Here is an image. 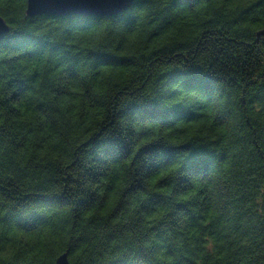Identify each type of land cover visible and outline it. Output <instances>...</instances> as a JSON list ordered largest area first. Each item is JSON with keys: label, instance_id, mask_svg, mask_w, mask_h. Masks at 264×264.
Masks as SVG:
<instances>
[{"label": "trees", "instance_id": "obj_1", "mask_svg": "<svg viewBox=\"0 0 264 264\" xmlns=\"http://www.w3.org/2000/svg\"><path fill=\"white\" fill-rule=\"evenodd\" d=\"M27 1L0 0V264H264V0Z\"/></svg>", "mask_w": 264, "mask_h": 264}, {"label": "water", "instance_id": "obj_2", "mask_svg": "<svg viewBox=\"0 0 264 264\" xmlns=\"http://www.w3.org/2000/svg\"><path fill=\"white\" fill-rule=\"evenodd\" d=\"M135 0H28L26 14L35 17L44 13L63 15H114L127 10ZM10 31V25L0 15V39ZM258 35L264 36V29ZM55 264H71L68 251L62 253Z\"/></svg>", "mask_w": 264, "mask_h": 264}]
</instances>
